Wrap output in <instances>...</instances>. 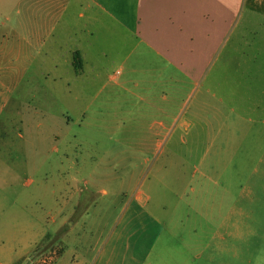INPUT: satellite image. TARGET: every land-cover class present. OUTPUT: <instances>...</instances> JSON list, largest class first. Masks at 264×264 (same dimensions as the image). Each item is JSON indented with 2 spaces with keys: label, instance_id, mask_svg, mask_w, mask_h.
Segmentation results:
<instances>
[{
  "label": "rangeland",
  "instance_id": "obj_1",
  "mask_svg": "<svg viewBox=\"0 0 264 264\" xmlns=\"http://www.w3.org/2000/svg\"><path fill=\"white\" fill-rule=\"evenodd\" d=\"M48 2L0 0V62L14 61L16 105L23 102L30 115L27 125L19 126L23 139L12 138L20 147L13 161L0 160V178L14 176L15 189L23 192L17 206L4 213L17 212L18 232L35 233V223L45 231L27 250L22 238L5 237L13 229L0 223V264H53L79 237L83 242L76 246L83 252L92 246L96 254L141 210L159 219L162 239L174 240L166 255L159 253L162 246L155 249L152 258L160 254L167 260L163 264L199 245L200 264H264V0H244L216 62L200 83L186 85L175 97V124L166 129L119 85L134 69L127 87L143 94L138 80L146 73L134 68V55L124 63L130 48L121 37L112 34L107 44L95 40L79 77L81 64L74 71L65 62L64 47L85 23L78 14L86 12L73 0L62 10L61 27L49 29V44L41 48L39 15L50 11ZM77 37L84 47L89 42ZM50 54L58 63L42 62ZM249 206L257 210L253 219ZM14 251L23 256L11 262Z\"/></svg>",
  "mask_w": 264,
  "mask_h": 264
},
{
  "label": "crops",
  "instance_id": "obj_2",
  "mask_svg": "<svg viewBox=\"0 0 264 264\" xmlns=\"http://www.w3.org/2000/svg\"><path fill=\"white\" fill-rule=\"evenodd\" d=\"M73 1L78 10L86 12V14L83 12L78 14V18L84 19L85 23L80 25L74 34L72 33L75 36L73 44L64 47L65 62L74 71L75 65L81 64V71H75L76 77H79L84 72L89 60L87 52L94 48L95 40L102 38L101 43L107 44L108 36L113 34L117 38L121 37L126 47L130 48V54L124 63L134 55V68L137 70L138 67H142L146 73L138 80L142 83L143 94L132 92L127 87V84L132 82L130 75L134 71L133 67H130L132 70L127 72L119 85L125 92L142 102L139 110L151 116L160 117L161 119L156 120L155 124L163 129L168 127L169 122L170 128L175 124L174 120L171 121L174 115L175 97L184 90L186 85L193 86L200 83L207 70L216 62L219 54L227 45L238 24L244 2V0ZM70 2L71 0H49L50 11L39 15L44 32L38 39L41 48H46L49 44V29L52 26L55 28L57 24L61 27L62 10ZM51 10L54 11L51 12ZM78 18L73 21L79 23ZM65 25L71 27V23ZM23 30L26 29L23 28ZM65 30L64 34L68 36V28ZM78 35H84L89 39L85 47L82 45V40L77 37ZM61 37L62 30L58 37L59 47H61ZM48 51L52 52L49 48ZM59 51L62 50L59 49ZM101 52L102 55L107 56L105 45H102ZM50 55L45 56V61L42 62L58 63V57ZM13 62V60H9L6 64L0 62V160H5L7 163L12 162L13 154L20 150L15 143L17 140L12 138L16 134L19 139H23L19 126H26L30 116L27 110H24L23 102L16 105L15 85L18 82H15L13 77ZM262 108L264 112V104ZM261 165L263 182L261 213L264 214V119ZM13 177L0 178V223L7 221L8 224L5 223V226L8 230L13 229L5 237L15 242H19L22 238L27 250H31L43 239L45 231L38 223H35L32 226L37 230L35 233L18 232L16 230L20 227V220L17 212L5 215V209L15 208L19 198L23 197V192L15 189ZM250 203L254 204L253 196H251ZM255 208L249 206V217L252 219L257 211ZM133 216L135 217L129 216L122 223L120 231L106 241L103 248L98 249L96 254L92 246L85 248L84 252L83 248L79 249L76 245L78 242H83V238L79 237L70 241V251L60 252L54 256L53 264H153L151 261L157 259L160 260L159 264L166 262L167 260H164L161 255H166L167 246L172 245L174 240L167 237L162 239L163 227L159 224V219L152 211L146 212L145 210H141L140 214L138 211ZM262 218L263 222L264 215ZM254 222L252 220L253 224ZM225 223L224 220L220 229ZM262 239H264V232ZM84 241H88L87 236ZM158 245L162 246L159 248L161 255L152 258ZM187 247L188 252L177 255L176 258L170 254L174 258H171L172 264H200L204 247L199 245L196 251ZM22 256L23 253L14 251L10 261H18ZM261 259L264 262V252Z\"/></svg>",
  "mask_w": 264,
  "mask_h": 264
}]
</instances>
